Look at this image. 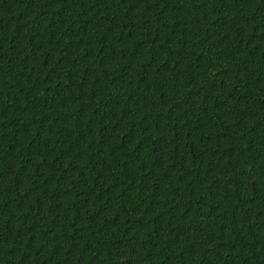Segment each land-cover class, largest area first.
<instances>
[{"label": "trees", "instance_id": "trees-1", "mask_svg": "<svg viewBox=\"0 0 264 264\" xmlns=\"http://www.w3.org/2000/svg\"><path fill=\"white\" fill-rule=\"evenodd\" d=\"M0 264H264V0H0Z\"/></svg>", "mask_w": 264, "mask_h": 264}]
</instances>
